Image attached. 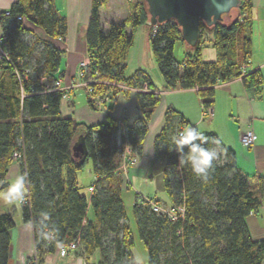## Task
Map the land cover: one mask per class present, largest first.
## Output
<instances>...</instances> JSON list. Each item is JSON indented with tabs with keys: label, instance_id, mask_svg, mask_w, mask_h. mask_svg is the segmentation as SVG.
I'll return each mask as SVG.
<instances>
[{
	"label": "trees",
	"instance_id": "16d2710c",
	"mask_svg": "<svg viewBox=\"0 0 264 264\" xmlns=\"http://www.w3.org/2000/svg\"><path fill=\"white\" fill-rule=\"evenodd\" d=\"M108 0H91L85 41L89 57V75L100 79L131 83L125 77V60L132 45L126 27L145 25L151 44V55L167 88H198L205 108L211 107L214 86L241 77L243 85L257 90L261 73L257 69L243 74L251 52L250 19L252 0H239L238 16L230 23L217 22L211 27L200 21L195 46L181 38L173 20L152 26L144 0H132L131 11L121 22H111L104 30L100 10ZM30 20L52 37H63L65 21L58 16L52 0H16L9 15L1 16L10 61L0 63V189L7 186V174L16 159L33 185L31 198L21 206L24 223L32 226L34 253L29 258L42 264L44 256L57 245L39 240L38 221L41 212L50 213V223L59 233L62 245L74 241L72 252L85 258L87 264H132L134 240L121 198L122 178L119 167L124 147L139 157L147 133V123L160 101L153 83L143 71H136L135 81L147 83L149 92H137L143 117L121 130L119 121L88 126L64 116L60 106L63 92L43 91L42 76L57 79L60 52L49 42L40 40L15 16ZM224 16V15H223ZM211 32L213 60H203L202 49ZM31 33L33 42L24 40ZM188 47L181 63L174 58L176 42ZM140 73V74H139ZM94 94L103 98L111 87L91 84ZM116 89V88H115ZM88 104L94 108L93 102ZM179 116L176 122L173 119ZM164 126L154 140V160L164 163L163 189L172 203L176 219L157 213L145 200H135L132 212L139 239L147 251V264H264V240L254 241L246 217L260 206L248 177L241 173L233 150L222 147L214 161L207 182L196 177L185 166H178L177 153L169 151L171 132L184 125L172 109L164 115ZM206 147L214 148L218 139L204 134ZM90 162L94 193L90 197L92 218H86L87 198L77 173ZM129 164V163H128ZM183 208V215L178 208ZM13 216L0 213V264H8L10 230ZM95 252L97 262L91 261Z\"/></svg>",
	"mask_w": 264,
	"mask_h": 264
},
{
	"label": "crops",
	"instance_id": "0c3cea01",
	"mask_svg": "<svg viewBox=\"0 0 264 264\" xmlns=\"http://www.w3.org/2000/svg\"><path fill=\"white\" fill-rule=\"evenodd\" d=\"M15 1L0 0V38L4 36L1 25L2 13L8 10ZM131 1L108 0L106 5L100 10L102 28L107 30L111 22H121L131 11ZM52 5L58 16L65 21L66 30L63 37L48 36L30 20L25 22V19H23L21 24L30 28L40 40L49 42L60 52V62L56 77L60 81V86L66 88V97L62 98L60 106L61 113L64 116H72L74 120L88 126L104 123L110 117L119 121L121 130H125L136 119L143 117L138 105L137 92L129 88L119 94L116 86L108 85L111 87L110 95L107 94L109 100L104 101L101 105L93 103L94 108H91L88 104L89 95L87 90L84 86L80 85L78 63L87 53L85 32L90 15L91 0H52ZM256 7L264 8V0H252V13ZM251 21L252 14L250 29ZM137 30L138 27H126L127 33L132 36V42ZM261 34L263 43L260 44V47L256 48L259 53H262L261 57H258L256 50H253L251 38L250 56L248 61L242 65L243 74L257 69L260 71L261 84L259 88L255 91L247 89L243 85L241 77L234 78L225 83H218L214 86L213 103L208 108V111H206L207 108L201 102L198 88H167L163 81V88L157 89L146 69L143 68L144 66H139L140 64L137 66L138 69L129 77L133 78L136 71H143L149 81L153 83L160 101L147 123V133L143 140L141 155L135 157V163L128 164L126 172L120 175L122 178L121 198L125 194L132 193V203H134L135 200L154 197L150 193L152 191L151 185L156 179L162 190L164 163L154 160V140L164 126V115L169 108L181 116L184 125L197 127L203 134L215 135L220 146L217 147L216 144L214 148L220 155L223 153L222 147L234 151L238 169L248 177L250 188L257 194L260 200L259 208L246 217L248 231L254 241L264 240V28ZM29 36H31L30 39H28ZM24 40L33 42L34 36L31 33H27L24 35ZM181 44H183L186 54L189 49L184 43L181 42ZM147 57L150 59L149 50L147 51ZM202 58L206 61L213 60L215 58L214 50L208 51L206 55L202 53ZM47 79L48 81L53 80L50 77H47ZM129 84V86H133L131 83ZM79 90L83 92L85 102L76 106L75 98ZM179 119V116H177L173 120L177 122ZM233 119H237L236 124H234ZM248 128L254 131L256 140L252 147L245 148L240 143V137ZM125 147L129 150L128 146ZM128 154L126 152V156ZM20 172H22L21 161L16 159L8 170L7 182L10 177H14ZM87 172L86 179H79L78 182L83 187L82 194L87 198L86 218L91 219L90 197L94 191H90L89 187L93 185V177L90 168H88ZM165 195L167 197V204H163V207L171 209L172 203L166 193ZM156 201L160 202L158 199ZM13 212L16 215L18 214L16 206L8 207L1 204L0 213H9L13 216ZM14 222L16 226L10 230L11 242L8 264H36V261L32 262L29 260L30 257L35 260L37 258L34 253L31 224L22 221L21 210L18 221L14 220ZM127 222L130 227L129 219ZM57 250L58 246L54 252L46 254L42 264H80V259L83 258L75 255L72 251H69L65 257H61L58 255ZM98 259L99 253L95 252L91 257V261L97 262ZM85 264H87L86 260Z\"/></svg>",
	"mask_w": 264,
	"mask_h": 264
},
{
	"label": "clouds",
	"instance_id": "9594fccd",
	"mask_svg": "<svg viewBox=\"0 0 264 264\" xmlns=\"http://www.w3.org/2000/svg\"><path fill=\"white\" fill-rule=\"evenodd\" d=\"M207 143V137L201 130L192 125H184L171 132L167 145L169 151L177 153L179 167L187 166L196 177L207 182L214 169V161L220 158V153L215 148L206 147ZM216 144L217 147L220 146L219 141ZM32 188L28 173L20 172L10 179L6 187L0 189V204L8 207L23 206L31 198ZM38 224L40 241L62 246L58 229L50 223L49 212H41ZM80 264H85L84 258L80 259ZM132 264L140 262L134 258Z\"/></svg>",
	"mask_w": 264,
	"mask_h": 264
},
{
	"label": "rangeland",
	"instance_id": "374dc122",
	"mask_svg": "<svg viewBox=\"0 0 264 264\" xmlns=\"http://www.w3.org/2000/svg\"><path fill=\"white\" fill-rule=\"evenodd\" d=\"M238 16V10L237 13L234 17L229 18V19H224V23H230L232 22L236 17ZM25 22H27V20L25 19ZM264 28V8H254L253 9V13H252V21H251V38H252V43H253V50H256V54L257 56L261 57L262 53L258 52V49H256L257 47H260V44L263 43L261 40V33L262 30ZM31 36L28 37V39H30ZM210 38H211V32L207 33V36L205 38V45L202 49V53L204 55H206V53L208 51H211L213 48L211 46V42H210ZM149 50L150 52V59L147 57V51ZM174 58L176 60V62L181 63L184 55H185V49L183 44H181V42H177L175 44V48H174ZM125 70H124V75L125 77H129L133 74V72L138 69L137 66H144L143 68L146 69L147 73L149 74L151 80L153 81L155 87L157 89H162L163 88V84L162 82L164 81L159 68L157 66V64L155 63L152 55H151V44H150V40H149V36H148V32H147V28L144 25H140L138 26V30L136 31L134 38H133V42L131 47L128 50V54H127V58L125 60ZM152 65H153V69H152ZM146 66V67H145ZM85 99H84V94L81 90H79V92L77 93V96L75 98V103L76 106L84 103ZM234 124H236L237 119H233ZM243 124V122H242ZM219 153V152H218ZM90 167V162L86 164L84 170L80 171L77 173V177L78 180H85L86 179V174L88 173V168ZM12 177H10L8 179V182L10 181ZM151 193L154 197H152V199L155 201L156 199H158L160 202H158V204L163 207V204H167V197L165 195L164 190L159 187V184L157 181H153L152 185H151ZM123 198V205L126 211V215L128 216L129 219V224H130V229L132 232V237L134 240V247H133V258H136L139 260L140 264H147V251L144 247V244L142 243V241L139 239L138 237V233H137V229H136V223H135V218L132 212V198H133V194L129 193V194H125L122 196ZM143 200V198H142ZM1 206V204H0ZM17 207V215L13 212V219L18 221V216L20 213V206H16Z\"/></svg>",
	"mask_w": 264,
	"mask_h": 264
},
{
	"label": "water",
	"instance_id": "95a60500",
	"mask_svg": "<svg viewBox=\"0 0 264 264\" xmlns=\"http://www.w3.org/2000/svg\"><path fill=\"white\" fill-rule=\"evenodd\" d=\"M149 24L155 26L173 20L179 26L182 40L195 46L199 23L211 27L237 13L239 0H144ZM224 15V16H223Z\"/></svg>",
	"mask_w": 264,
	"mask_h": 264
},
{
	"label": "built area",
	"instance_id": "2783aa9c",
	"mask_svg": "<svg viewBox=\"0 0 264 264\" xmlns=\"http://www.w3.org/2000/svg\"><path fill=\"white\" fill-rule=\"evenodd\" d=\"M4 14L6 16L9 15V9L4 11ZM17 21H21L22 17L20 14H17L15 16ZM149 23V22H148ZM0 45H1V49H0V63L4 62V61H10L9 58V52L7 50V45H6V37L5 35L3 37L0 38ZM90 73V69H89V57L87 55V53L85 54L84 58L78 63V77L80 78V85L84 86L87 90V93L89 95L90 100L98 105H101L104 101L109 100V96L108 95H104L103 98H100L99 96L94 94V90L91 86V84H105V85H113L116 86L118 88V93L121 94L124 91L128 90L129 88H132L134 92H149L151 91L148 86L147 83L144 81H135L134 77H133V82L137 83L136 86H129V83H121L118 81H109V80H105V79H100L99 74H97L95 77H92L89 75ZM40 84L43 87V91H48V90H58V91H62L63 92V97H66V88H62L60 86V81L55 79L52 81H48L46 76H42L40 78ZM156 93V92H155ZM209 109L207 108L206 111H208ZM256 140V134L254 133V131L251 128H248L240 137V143L243 147L245 148H249L252 147L255 143ZM126 152L129 153L126 156ZM125 153V155H124ZM136 158L130 155V149L127 150V148L125 147V152H123V156H122V163L119 167L120 175H122L124 172H126L127 169V165L129 164H133L135 163ZM164 168V166H163ZM157 181V179H156ZM158 182V181H157ZM161 188V187H160ZM163 189V187H162ZM90 191H94V187L93 185H91L89 187ZM145 200V202H147L151 207L152 210L157 212V213H164L166 214L170 220H175L176 219V213L172 210V209H168L165 207H161L157 201H155V199L153 200L152 198H147V199H143ZM178 212L181 213V216L183 215V208L179 207L178 208ZM77 247V242H70L67 245H62V246H58V255L61 257H65L69 251H73L74 249H76Z\"/></svg>",
	"mask_w": 264,
	"mask_h": 264
}]
</instances>
